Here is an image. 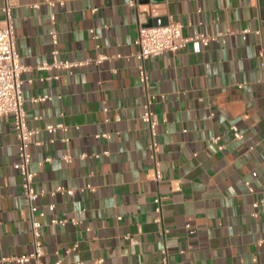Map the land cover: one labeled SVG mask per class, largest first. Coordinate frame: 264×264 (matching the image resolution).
Segmentation results:
<instances>
[{
  "label": "crops",
  "instance_id": "1",
  "mask_svg": "<svg viewBox=\"0 0 264 264\" xmlns=\"http://www.w3.org/2000/svg\"><path fill=\"white\" fill-rule=\"evenodd\" d=\"M13 19L32 69L28 123L41 129L34 188L41 210L56 205L41 219L44 264H264V209L254 207L264 199V0H17ZM155 21L214 40L146 61L145 87L135 40ZM54 49L59 61L89 64L41 70ZM148 96L158 167L141 119ZM57 124L66 130H45ZM13 126L0 117V264H35L18 260L33 252V235ZM59 187L74 195H52ZM53 217L77 224L53 226Z\"/></svg>",
  "mask_w": 264,
  "mask_h": 264
},
{
  "label": "built area",
  "instance_id": "2",
  "mask_svg": "<svg viewBox=\"0 0 264 264\" xmlns=\"http://www.w3.org/2000/svg\"><path fill=\"white\" fill-rule=\"evenodd\" d=\"M4 6L2 11L5 15V18L0 25V117H12L13 118V132L17 138V148H18V161L15 165L16 169L20 172L23 177V194L27 198L29 203V211L31 215V230L33 235V252L25 257L18 259L20 262H30L34 261L35 264H44L42 258L45 255L42 243V222L41 219L45 218L47 214H53L56 210V205L51 203L47 206V210H41L39 208L38 201L42 196V193H39L34 188L35 182V173L30 170V165L32 162V152L31 146L38 145L34 142V138L41 132V129L32 128L29 126L27 112H26V102L23 96V86L26 83L24 75L31 72V68L24 65L21 62L20 56L17 52L16 47V34H15V25L13 19V10L17 6V0H3ZM183 25L178 22H171L167 26L163 27H141L139 29L138 36L135 40V45L137 47V52L134 54V57L138 61V71L139 77L142 85L147 87L148 81V72L146 69V61L154 59L165 53H176L178 50L185 48L189 43L194 41L201 42L204 46H207L214 40L212 37H207L199 35L196 37H185L183 34ZM90 33L92 38L97 41L98 36L95 29H91ZM50 37L53 41V44L57 46L58 44V33L56 30H53L50 33ZM264 57V45L260 53ZM53 61L52 63L45 62L39 68L41 70L45 69H60V70H73L77 67L89 64V61L85 63H77L70 61H59L58 60V51L54 49L52 51ZM107 57L99 56L96 59V63H102ZM47 97L38 100H45ZM156 100L155 96H148L147 101L144 104V113L141 117L142 121L148 125L151 134L152 142L150 144V158L158 167L157 162V153L159 145L154 140L156 136V129L158 122L155 119V113L153 111V104ZM58 129L66 130L65 125H47L45 130L52 134ZM231 131L234 133L236 140H240L242 135L239 133L236 126L231 127ZM103 138H109L108 135H102ZM216 139L215 141H217ZM108 152H105L103 155H108ZM88 157L83 155L82 158ZM94 158H100L101 155L94 154ZM68 163H71L73 157L68 155L64 158ZM50 162V159L47 160ZM159 173L157 180H159ZM250 191L253 192L251 185L248 183ZM57 192L65 193L68 196H73V190H67L64 187H59L52 195H55ZM156 204V213L158 217L156 218L157 222H161V200L159 198L155 199ZM255 208L264 209V199L260 202L254 204ZM51 225L56 226H66L69 223L77 224L75 219L72 220H58L53 217L50 221ZM163 264H169L167 257L163 258ZM56 264H60L57 262Z\"/></svg>",
  "mask_w": 264,
  "mask_h": 264
},
{
  "label": "water",
  "instance_id": "3",
  "mask_svg": "<svg viewBox=\"0 0 264 264\" xmlns=\"http://www.w3.org/2000/svg\"><path fill=\"white\" fill-rule=\"evenodd\" d=\"M169 24L168 21H155L154 23L148 24L147 27H163V26H167Z\"/></svg>",
  "mask_w": 264,
  "mask_h": 264
}]
</instances>
